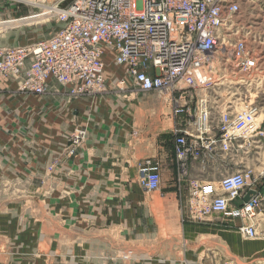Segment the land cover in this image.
Listing matches in <instances>:
<instances>
[{"label": "built area", "instance_id": "built-area-1", "mask_svg": "<svg viewBox=\"0 0 264 264\" xmlns=\"http://www.w3.org/2000/svg\"><path fill=\"white\" fill-rule=\"evenodd\" d=\"M0 2L11 7L0 20V35L9 31L3 32L6 25L15 30L58 24L48 39L0 48V79L15 81L19 91L31 95L46 96L57 86L72 98L98 96L108 90L106 67L112 60L124 69L120 84L165 94L173 108L176 182L187 186V219L222 216L237 224L242 238H258L264 168L247 165L217 182L192 175L195 166L203 171L218 163L237 166V159L264 140V115L254 101L239 110L228 106L215 117L207 95L216 87L240 85L241 74L251 76L258 69L247 40L228 35L241 12L240 0ZM24 9L29 15L14 17ZM70 140L69 154H74L87 131L76 130ZM163 170L157 158L141 162V186L161 190Z\"/></svg>", "mask_w": 264, "mask_h": 264}, {"label": "crops", "instance_id": "crops-1", "mask_svg": "<svg viewBox=\"0 0 264 264\" xmlns=\"http://www.w3.org/2000/svg\"><path fill=\"white\" fill-rule=\"evenodd\" d=\"M124 77L113 63L107 92L77 101L0 79V264H209L198 254L213 228L188 223L176 182L173 108ZM78 128L87 140L69 154ZM149 158L164 165L154 192L139 179Z\"/></svg>", "mask_w": 264, "mask_h": 264}, {"label": "rangeland", "instance_id": "rangeland-1", "mask_svg": "<svg viewBox=\"0 0 264 264\" xmlns=\"http://www.w3.org/2000/svg\"><path fill=\"white\" fill-rule=\"evenodd\" d=\"M240 2L241 12L236 17L235 24L228 35H230V39L234 41L238 38H245L247 40L248 47L257 56L258 69L251 76L241 74L242 83H240V85H234L231 88H226L224 86L216 87L208 92L207 95L211 102L212 112L215 117H217L221 111H224L225 108H228V106H233V108L239 110L244 102L250 101H254L264 115V0H240ZM0 5L3 6L0 10V20L6 19L11 7L5 4ZM29 13L30 10L24 9L21 14L14 15V17L26 16L29 15ZM57 28L58 24L52 22L37 26H22L15 30H9L2 34L3 36L0 35V48L26 45L36 40L48 39ZM106 69H113V62L107 61ZM159 95L161 96H156L154 98L167 100L165 94ZM81 98L87 97H71L67 99L70 101H77ZM78 129L86 130L84 128ZM76 130L71 133L70 137ZM70 137L67 146L68 152L72 146ZM235 162H238L237 166L235 164L227 166L226 164L218 163L215 164V167H210L206 171L196 166L193 168L192 175L194 177H199L200 180L205 182H217L223 176L239 172L241 167L248 168L249 166L255 169L264 168V140L254 145L248 156L239 158ZM52 169L53 166L49 168V171H52ZM48 173L51 175L52 172ZM189 222L194 221L189 219L188 223ZM202 223L208 224V228H213V231L209 229L208 232H205L209 235L207 236L208 238L202 239L204 251L208 249L209 253L204 252L203 254H198L199 256H203V260H208L209 264L212 262L214 264L217 262L219 264H264V214L260 215L258 218L259 236L255 240H246L242 238L237 231V224L222 216H212ZM193 253L195 252L193 251ZM189 256L191 257V254H189ZM193 256L194 255H192V257ZM190 257L188 259L191 260ZM196 258L195 253L194 259Z\"/></svg>", "mask_w": 264, "mask_h": 264}, {"label": "bare ground", "instance_id": "bare-ground-1", "mask_svg": "<svg viewBox=\"0 0 264 264\" xmlns=\"http://www.w3.org/2000/svg\"><path fill=\"white\" fill-rule=\"evenodd\" d=\"M8 27H9V28H8ZM3 29H5V30H3V32H5V31H7V30H10V29H11V26L6 25V26L3 27ZM2 36H3V35H2Z\"/></svg>", "mask_w": 264, "mask_h": 264}, {"label": "water", "instance_id": "water-1", "mask_svg": "<svg viewBox=\"0 0 264 264\" xmlns=\"http://www.w3.org/2000/svg\"><path fill=\"white\" fill-rule=\"evenodd\" d=\"M67 4H68V3H66V4L64 5V7H65ZM249 197H250V196H249ZM249 197H247L246 200H249Z\"/></svg>", "mask_w": 264, "mask_h": 264}]
</instances>
